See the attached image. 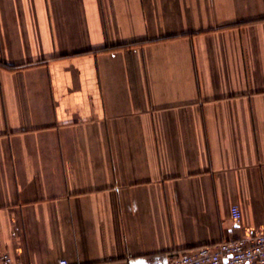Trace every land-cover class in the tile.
<instances>
[{
    "label": "crops",
    "instance_id": "obj_1",
    "mask_svg": "<svg viewBox=\"0 0 264 264\" xmlns=\"http://www.w3.org/2000/svg\"><path fill=\"white\" fill-rule=\"evenodd\" d=\"M256 232L264 0H0V254L163 264Z\"/></svg>",
    "mask_w": 264,
    "mask_h": 264
},
{
    "label": "built area",
    "instance_id": "obj_2",
    "mask_svg": "<svg viewBox=\"0 0 264 264\" xmlns=\"http://www.w3.org/2000/svg\"><path fill=\"white\" fill-rule=\"evenodd\" d=\"M231 217L237 225H241L242 213L239 206H232ZM0 264H14L11 255L7 252L0 254ZM59 264L68 262L63 259ZM163 264H264V232L248 234L214 247L200 248L189 254L176 255Z\"/></svg>",
    "mask_w": 264,
    "mask_h": 264
}]
</instances>
